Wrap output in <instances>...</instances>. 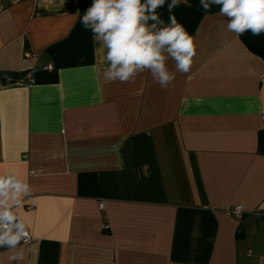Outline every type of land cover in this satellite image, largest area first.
<instances>
[{
    "label": "crops",
    "instance_id": "obj_1",
    "mask_svg": "<svg viewBox=\"0 0 264 264\" xmlns=\"http://www.w3.org/2000/svg\"><path fill=\"white\" fill-rule=\"evenodd\" d=\"M92 2L0 0V174L31 188L22 264H264V59L218 5L166 0L160 19L194 38L189 71L108 82L81 23Z\"/></svg>",
    "mask_w": 264,
    "mask_h": 264
},
{
    "label": "clouds",
    "instance_id": "obj_2",
    "mask_svg": "<svg viewBox=\"0 0 264 264\" xmlns=\"http://www.w3.org/2000/svg\"><path fill=\"white\" fill-rule=\"evenodd\" d=\"M166 0H93L81 17L83 27L106 50L108 82H134L147 71L162 88L175 80V72L187 73L196 55L193 36L170 15L165 24L157 12ZM181 2L171 0L169 12ZM208 12L219 6V15L227 17V30L237 38L247 31L264 32V0H200ZM189 7L191 5H188ZM174 62L171 71L167 62ZM31 193L30 185L15 173L0 174V248L11 252L9 261L22 264L28 243V225L20 214L23 201Z\"/></svg>",
    "mask_w": 264,
    "mask_h": 264
},
{
    "label": "trees",
    "instance_id": "obj_3",
    "mask_svg": "<svg viewBox=\"0 0 264 264\" xmlns=\"http://www.w3.org/2000/svg\"><path fill=\"white\" fill-rule=\"evenodd\" d=\"M197 1L198 0H187L190 4H195ZM240 39L249 51L264 59V32L259 35H253L251 31H247L240 36Z\"/></svg>",
    "mask_w": 264,
    "mask_h": 264
},
{
    "label": "built area",
    "instance_id": "obj_4",
    "mask_svg": "<svg viewBox=\"0 0 264 264\" xmlns=\"http://www.w3.org/2000/svg\"><path fill=\"white\" fill-rule=\"evenodd\" d=\"M25 56L30 57L31 53L29 52H25L24 53ZM52 69V65L48 64L44 67V70H51ZM19 83L21 84H25V85H32L34 83V78H33V73L31 70L26 71L23 75L22 78L20 79ZM262 119H264V113H262ZM99 206L102 208L103 204L102 202H99ZM230 214L235 217L236 219H240L242 217L243 214V208L239 205H235L233 207H231V209L229 210ZM29 233V232H28ZM31 240V235L29 233L28 235V242ZM3 249H7L6 247L4 248H0V250Z\"/></svg>",
    "mask_w": 264,
    "mask_h": 264
}]
</instances>
